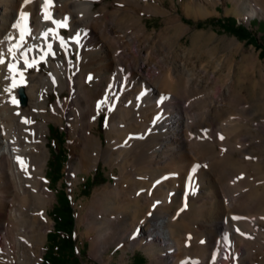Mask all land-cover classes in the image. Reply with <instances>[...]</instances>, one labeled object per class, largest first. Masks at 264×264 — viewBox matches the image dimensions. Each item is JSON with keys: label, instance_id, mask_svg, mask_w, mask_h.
<instances>
[{"label": "bare ground", "instance_id": "1", "mask_svg": "<svg viewBox=\"0 0 264 264\" xmlns=\"http://www.w3.org/2000/svg\"><path fill=\"white\" fill-rule=\"evenodd\" d=\"M42 5L44 0H29L27 3L25 0H0V60L4 61L0 63V264H30L29 254L36 255L27 249L32 245L30 239H33V249L36 250L40 245L37 237H43L42 234L33 233L29 239L27 234L28 228L38 225L41 220L46 221L48 216L46 210L49 202L46 199L49 196L44 193L48 192V187L42 174L48 159L46 134L49 126L48 122H38L35 119L36 116L48 117L46 105L44 106L47 99L44 90L53 87L61 92L65 89L71 92L72 99L69 103L64 100L50 107L49 112L53 115H59L68 105L73 109L71 123L91 118L90 125L85 124V130L80 136V147L84 150L80 158L79 168H82L84 161L91 160L89 157L94 151L98 153L96 155H101L97 138L91 132L100 112L104 109L114 110L115 113L124 112V103L120 100L117 103L114 99L115 85H119L124 93L131 89L129 92L136 96L137 101L143 95L147 106L142 111L145 115L141 119L142 123L138 122L139 118L137 124L132 123L129 121L133 119H129L131 116L128 117L129 120L124 117L122 121H117L116 118L110 121L111 133L115 134L102 154L103 159L108 162L120 159L123 171L128 162V167L132 170H136L140 162L142 165L146 164L151 169L152 179L158 178L162 172L166 173L165 179L159 183L171 191L169 195H173V202L182 189L184 180L190 175L196 176L202 188L191 212L184 214V218L181 217L183 220L188 219L191 225L197 223L196 230L191 232L193 236H186V232H190L189 227L176 232V218L172 219L170 215L158 216L155 221L143 216L136 221V209H131L130 203L135 204L134 208L144 201L147 204L146 200L140 198L142 192L138 188L144 186L138 183L137 188L130 190L131 200L117 192H109L117 199L110 208L103 211L102 201L105 198L96 195L88 212L92 220L88 221L85 215L90 231L96 225L101 226L100 230H95L97 236L93 238L92 246L100 244L102 248L99 254L93 253L94 257L103 255L104 248L111 243L119 244L125 250L143 240L160 248L153 264H238L234 262L236 255L243 257L241 264H251V249L244 251V244L236 238H232L229 245L233 259L228 258L222 237L224 238L225 231L229 228L224 220L234 212L257 215L256 220L264 218V193L253 189L254 183H249V177L245 173L243 182H234L240 168L246 172L257 164L241 159L239 163L242 167L238 170L231 168L227 163L228 153L222 157L220 151L210 154V151L209 153L203 149L205 143L190 139V135L198 131L193 125L194 118L190 115L192 106L189 107L188 99L196 97L194 108L196 112L201 111L203 114L201 123L211 127L208 126L207 129L210 131L212 144L225 145V141L221 143L217 140L220 132L213 126L221 122L226 114V106L231 104V87L225 92L210 91L201 77L191 79L192 73L186 64L179 70H172L171 57L162 52L164 44L150 45L148 40L138 36L142 30L135 36L125 31H113L97 17L94 0H52L51 6L47 8L51 19L47 21L44 19L45 9ZM19 6H22L21 11L27 18L20 19L18 27H14L17 24L15 17L17 11H20ZM246 8V16L249 18L264 15V8L257 5L248 4ZM65 17L68 18L66 27L52 23V19L61 22ZM95 25L99 26L100 36L104 40L94 32ZM64 28L70 31L68 36L62 33ZM49 29L55 35L49 33ZM45 33L48 34L44 35ZM77 33L80 34L79 44L74 42ZM61 39L64 40L63 46L60 44ZM49 44L51 51L48 49ZM77 48L81 49L82 55L79 61L73 62L71 52ZM143 50L145 56L142 57ZM29 62L37 66L44 62L51 73H40L36 68L33 73H29L26 66ZM124 62L127 63L126 66ZM152 63L154 66H150ZM9 64L13 66L11 71ZM71 66L75 71L74 77L69 74ZM118 66L124 67V71L131 74V86L124 76H120L123 69L118 71ZM155 71H158L157 75L153 74ZM179 73L187 78L181 87V93H175L161 105H156L154 102L160 96L159 89H171L178 82ZM21 80L27 82V87L23 89L28 98L25 108L17 104L16 91ZM128 108L132 114L134 111L141 112L136 101ZM245 113L252 114V109H245ZM203 116L207 121H204ZM251 117H239L233 124L238 131L229 143H232V147H242L239 155L256 156L250 153L264 147V121ZM150 121L153 128L145 129ZM196 135L200 136L198 133ZM133 155L139 160H132ZM145 158H149L148 162L141 161ZM196 162L203 165L204 162H209L208 169L195 172L197 168L194 170L192 165L197 166ZM225 178H229L230 183H225ZM132 185L129 184V187ZM242 188H247V192L230 197L228 204H224L222 196L227 199L226 194L233 195ZM32 206L36 208L33 209ZM129 211L133 215L132 222L129 221ZM97 215L102 216L101 223L93 219ZM255 225L257 227L255 226L253 235L261 232L260 225ZM259 235V239L251 244L260 242L262 234ZM202 239L204 241L200 242ZM251 244L248 243L247 246L251 247ZM263 244L264 240L260 246Z\"/></svg>", "mask_w": 264, "mask_h": 264}, {"label": "rangeland", "instance_id": "2", "mask_svg": "<svg viewBox=\"0 0 264 264\" xmlns=\"http://www.w3.org/2000/svg\"><path fill=\"white\" fill-rule=\"evenodd\" d=\"M248 4H254L264 8V0H94V10L97 12V17L105 22L113 31H125L127 34H133V36H135L142 30L143 32H140L138 36L148 40L150 45L153 44L158 46V44H164L162 52L165 55L168 53V56L171 57L172 70H179L182 65L186 64L187 68L192 73L191 79L201 77V80L205 81L210 91L216 90L225 92L231 87V104L226 106V114L221 122L213 126L214 129H218L220 132V134L217 135V140L221 143L225 141V145L212 144L210 131L207 129L209 125H203V123H201L202 112H196V108H194L195 105L193 104L197 100L196 97H190L191 99H188L189 107L192 106V114L190 112V115L194 119L192 117L190 118L191 120L193 119V125L198 131L191 134L190 139L196 140L198 143H205L203 149L207 152L210 151V154L214 153V151H220V156L222 157L224 154L228 153L227 155H229V157L227 163L231 168L238 170L242 167L239 163L241 159L245 162H255L257 166L248 168L246 172L240 168L237 177L234 178V182H243L242 180L245 179L244 175L246 174V176L249 177V183H254L253 189L259 193H264V147L257 152L250 153L256 154V156L239 155V150H241L242 147L239 145L232 147V143H229L233 140L235 132L238 131L233 127V124L237 122L236 119H239V117L240 119H250L252 118L251 116H254L260 119V121H264V50L262 51L261 49L264 48V15H257L253 18L247 17L246 6ZM21 9L22 6H19L20 11ZM20 11H17L18 13L15 17V22L18 25L21 22L22 11ZM228 18L235 19L237 25L240 24L245 26L251 34L255 36L256 43L250 44V42L240 40L218 25H213L211 23V21L214 20L226 22ZM198 23L201 25H197ZM95 28L94 32L100 38L101 30L97 25H95ZM62 33L68 36L70 31L64 28ZM133 38L135 40V37ZM101 39L104 40L102 37ZM133 51H135L134 48ZM81 55L80 48L73 50L71 52L73 62L79 61ZM143 56H145L144 50L142 57ZM127 63L124 62V65L126 66ZM28 64L32 65L31 67H27L29 73H33L34 68L40 73H45L47 75L51 73L44 62H42L40 66L32 62ZM150 66H154L153 63ZM123 68L118 66L117 70L120 71ZM69 74L71 77L75 76L73 66L70 67ZM153 74L157 75L158 71L153 72ZM120 76H124L128 80L129 86H131L129 82L131 80L130 73L125 72L123 69ZM177 77L178 82L173 85L171 89H159L160 96L156 102H154L156 105H159V103L161 105L167 97H172L175 93H181V87L183 83L185 84L187 78L181 76L180 73L177 74ZM115 86L113 91L114 99L117 103L119 100L124 103V112L115 113L114 110L110 111L107 109L100 112L97 122L92 127L91 132L97 138V143L101 151L99 153L101 155H96L98 153L94 151L90 154L91 156L89 158H91V160L84 161L82 168L79 167L80 158L84 150L80 147V136L85 130V124L90 125L91 118L86 117L84 120H77V122L75 120V122L71 123V119L73 118V112L71 111H73V109L68 105L61 110L59 115H53L49 112L50 107L64 100H67L69 103L72 99L71 92L66 89L61 92L55 88L53 89V87H48L49 89L46 88L44 90V95L47 97L44 101V106L46 105L48 117L36 116L35 119L38 122H48V126H53L64 134L63 148L66 152V160L62 169L63 176L61 180L56 186L50 184L49 177L51 175L49 173L48 161L56 145H53V142L50 141L52 137L50 136L48 128L46 134L48 159L42 174L46 180L48 192H44V190L41 189L49 196V198L46 199V201L49 202L46 210L48 216L46 221L41 220L38 225H33L32 228H28L29 234H27V237L29 239L30 235L33 233L42 234L43 236L41 238L40 236L37 237L39 241L38 244L40 245L36 247V250L33 249V239H30L32 245L27 247V249L36 254H29L30 264H44L43 257L47 249V235L53 231L54 227V222L49 214L56 205V192L59 189H64L67 192L73 206L76 254L81 264H140V262L141 264H153V260L158 256V253H160V248L158 246H152L146 241L141 240L140 243L136 244L134 247L128 246L125 250H123L119 244L115 245L116 243H111L104 248L103 255L94 257L93 253L96 252L99 254L102 248L100 244L98 246H92L94 242L93 238L97 236V231L95 230H100L101 226L96 225L94 229L90 231V226L85 217L87 216L88 221L92 220L88 212L96 195V197L102 195V198H105L102 201L104 208H101V210L103 211L110 208L117 199L115 195L109 192H117L119 195H122V197H129L132 193L130 190L137 188L136 184L138 183L144 186L138 188H140L139 191L142 192L140 198L146 200L147 204H145L144 201L143 203H139V207L134 208L135 204L133 202L130 203L131 209H136V221L143 216L145 218L148 217V220L155 221L158 216L167 217V215H170L172 219L176 218L175 221L177 224L175 223L174 225L175 230H177L176 232L189 227L190 232L187 231L186 236H193L191 232L196 230L195 225L197 223L191 225L188 219H182L185 217L184 214L189 211L191 212L193 209V205L195 204L194 201L202 188L196 176L192 175L194 179V191L193 186L189 183V176L184 180L183 187L178 191V195L174 197L175 200L173 202V195H169L171 191L166 190V188L159 183V181H163V178L165 179L166 173L162 172L158 178L152 179L150 174L151 169L146 164L142 165L140 161V166L136 164V170L129 168L128 165H130V162H128L123 171L120 168V159L112 162L103 159L102 154L108 147V142L113 140V135L115 134L111 133L110 121L115 118L117 121L118 119L122 121L124 117L128 119V117L131 116L129 119H133L128 120L132 123L137 124L138 118V122L142 123L143 120L141 119L145 116L143 110H145L147 106V104L144 103L145 100L143 95L139 97L137 101L136 96L134 97L129 92L131 89H128L129 91H125L124 93V90H121L119 85ZM26 87L27 82L21 80L18 89H25ZM18 89L16 91L17 104L25 108L28 105V98L25 95L26 104L21 105L19 102ZM162 97L165 99L161 103ZM135 101L141 107V112L134 111V115L131 113L128 106L133 105ZM248 108L252 109V114L245 113V109ZM119 115L123 118L121 116L118 118ZM53 118H55V120ZM203 119L207 121L204 116ZM189 122L190 124L192 123V121ZM151 124L152 122L150 121V124H147L145 129L153 128ZM197 133L200 134V136L196 135ZM135 156L136 155H133L131 157L132 160L138 161L139 159ZM148 160L149 158H145L141 161L148 162ZM196 163L199 167L195 172L199 173L208 169L209 162H204V165L201 162ZM194 166L195 165H192V168H194ZM159 177H161L160 180ZM88 179L91 180V183L88 185L89 189L87 186H83L84 181ZM224 181L225 183H230L229 178H225ZM123 182H127L128 184ZM129 184L133 185L129 187ZM247 188H242L239 192L230 196L226 194L225 196L227 199H224L222 196L223 200H225L224 204H228L230 197L247 192ZM84 189L87 190L85 191L86 193L83 191ZM172 191L175 193V190ZM123 203L121 205H123ZM118 204H120V202ZM168 204H171V206L168 207ZM165 205L167 207H165ZM32 208L35 209L36 207L32 206ZM40 211L44 212V209ZM130 211L129 221L132 222L131 219L133 215ZM228 217L225 218L224 224L226 226L229 225V228L225 231L224 238L222 237L224 246L226 247V256L233 259V254L229 245L231 244V239L236 238L241 244H244V251L248 248L251 249L249 252L252 255L249 256V258H251V264H264V244L260 246V243H263L264 240V218L260 217L259 220H256L255 218H258L257 215L243 212H234V214L228 215ZM39 218L41 219V217ZM93 219L98 221V223L102 222L101 215H97ZM252 219L256 222L252 221ZM257 223L261 227V232L253 235V230L256 229L257 226L255 224ZM259 234H262L260 242L251 244L256 239H259ZM202 241H204V239L200 242ZM248 243L251 244V247L247 246ZM242 258L240 255H236L234 262L241 264Z\"/></svg>", "mask_w": 264, "mask_h": 264}, {"label": "trees", "instance_id": "3", "mask_svg": "<svg viewBox=\"0 0 264 264\" xmlns=\"http://www.w3.org/2000/svg\"><path fill=\"white\" fill-rule=\"evenodd\" d=\"M213 25H218L226 32L236 36L240 40L256 43V38L243 25H237L235 19L228 18L225 21H211ZM197 25H201L198 23ZM262 51L264 48H261ZM50 139L53 145H56V150L51 153V158L48 161L50 173L49 183L56 186L61 180L63 173V165L66 160V152L64 151V134L59 132L53 126H49ZM91 180H85L83 186H87ZM89 189V187H88ZM87 191L86 189L83 190ZM83 192V193H84ZM86 193V192H85ZM54 222L53 231L47 235V249L43 257L44 264H81L80 259L76 254V245L74 237V213L73 206L67 192L64 189H59L56 192V205L49 214ZM143 261V260H142ZM141 264V262H140Z\"/></svg>", "mask_w": 264, "mask_h": 264}, {"label": "snow or ice", "instance_id": "4", "mask_svg": "<svg viewBox=\"0 0 264 264\" xmlns=\"http://www.w3.org/2000/svg\"><path fill=\"white\" fill-rule=\"evenodd\" d=\"M27 2H29V0H25V3H27ZM33 2H35V0H33ZM51 4H52V0H44V5H42V7L45 9L44 19L46 21L51 19V17L47 14V8L50 7ZM26 18H27L26 14L21 13V20H24ZM52 23L57 24L59 27H66L67 23H68V18L65 17L63 19V21H61V22H57L54 19H52ZM14 27H18V24L14 25ZM49 33H52L51 29H49ZM47 34L48 33H45L44 35H47ZM52 34L55 35V33H52ZM22 36H23V34H22ZM74 42L77 43V44L80 43V34L79 33L76 34V36L74 38ZM60 44H61V46H63V44H64V40L63 39L60 40ZM48 49H49V51H51V45L50 44L48 45ZM9 51H11V49ZM3 62H4L3 60H0V63H3ZM8 66H9V70L11 71L13 66L11 64H9ZM26 66L27 67H31L32 65L31 64H27ZM21 75H22V73H21ZM53 82H55V81H53ZM164 99L165 98H163V97L161 98V103L163 102ZM97 107L99 109L100 105L98 104ZM109 110H111V109H109ZM159 118L160 117L158 116L157 119H159ZM198 167H199L198 165L194 166V170H195V168H198ZM189 183H190V185L193 186V191H194V179H193V176H191V175L189 177Z\"/></svg>", "mask_w": 264, "mask_h": 264}, {"label": "water", "instance_id": "5", "mask_svg": "<svg viewBox=\"0 0 264 264\" xmlns=\"http://www.w3.org/2000/svg\"><path fill=\"white\" fill-rule=\"evenodd\" d=\"M18 94H19V102L21 105L26 104V96L24 94L23 88L18 89Z\"/></svg>", "mask_w": 264, "mask_h": 264}]
</instances>
